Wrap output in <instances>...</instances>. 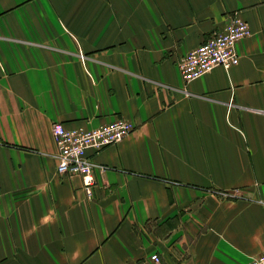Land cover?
I'll return each mask as SVG.
<instances>
[{"label": "crops", "instance_id": "obj_1", "mask_svg": "<svg viewBox=\"0 0 264 264\" xmlns=\"http://www.w3.org/2000/svg\"><path fill=\"white\" fill-rule=\"evenodd\" d=\"M236 15L238 63L177 62ZM82 54V56H80ZM123 118L57 173L52 122ZM247 264L264 252V0H0V264Z\"/></svg>", "mask_w": 264, "mask_h": 264}, {"label": "built area", "instance_id": "obj_2", "mask_svg": "<svg viewBox=\"0 0 264 264\" xmlns=\"http://www.w3.org/2000/svg\"><path fill=\"white\" fill-rule=\"evenodd\" d=\"M249 35L250 30L245 20L235 14L228 17L222 29L212 32L205 41L188 51L177 62L183 80L187 83L216 67L228 69L236 65V43ZM50 129L57 148V173L80 176L86 195L91 196L94 166L87 151H98L121 141L132 131L133 125L123 118H117L88 129H68L62 122H52ZM147 264H162L157 252L149 255ZM247 264H264V252L251 257Z\"/></svg>", "mask_w": 264, "mask_h": 264}]
</instances>
